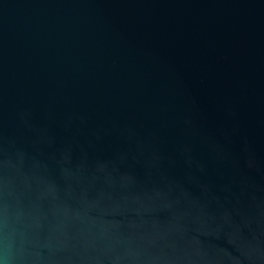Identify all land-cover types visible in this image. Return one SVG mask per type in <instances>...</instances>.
<instances>
[{
  "label": "water",
  "instance_id": "95a60500",
  "mask_svg": "<svg viewBox=\"0 0 264 264\" xmlns=\"http://www.w3.org/2000/svg\"><path fill=\"white\" fill-rule=\"evenodd\" d=\"M0 264H264V0H0Z\"/></svg>",
  "mask_w": 264,
  "mask_h": 264
}]
</instances>
